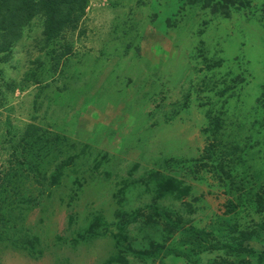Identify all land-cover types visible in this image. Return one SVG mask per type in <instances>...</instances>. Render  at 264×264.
I'll return each mask as SVG.
<instances>
[{
    "label": "rangeland",
    "instance_id": "374dc122",
    "mask_svg": "<svg viewBox=\"0 0 264 264\" xmlns=\"http://www.w3.org/2000/svg\"><path fill=\"white\" fill-rule=\"evenodd\" d=\"M42 30L0 53V264H264L224 248L264 252V0H88Z\"/></svg>",
    "mask_w": 264,
    "mask_h": 264
},
{
    "label": "trees",
    "instance_id": "16d2710c",
    "mask_svg": "<svg viewBox=\"0 0 264 264\" xmlns=\"http://www.w3.org/2000/svg\"><path fill=\"white\" fill-rule=\"evenodd\" d=\"M88 0H0V53L8 52L12 45L20 37L22 29L35 17L43 18L42 35L47 41L54 40L61 35L66 29H74L83 16L87 7ZM264 97V85H263ZM218 119L214 121L215 130L220 128ZM213 123V122H212ZM34 128L32 125L28 129ZM49 171H46L42 177H48ZM41 176V175H39ZM51 184L57 185L59 173L50 175ZM0 177V182L3 180ZM257 209L255 212L262 216L261 222L258 223V231L264 233V199L258 195ZM256 231H241L238 234V245L236 247L227 245L224 248L228 255L242 254L256 255L260 261L264 258V252H256L244 247V242L250 240ZM207 248V247H205ZM214 247H209L212 250ZM241 264H250L249 261L241 260ZM216 264H236L232 260L222 259V263Z\"/></svg>",
    "mask_w": 264,
    "mask_h": 264
}]
</instances>
